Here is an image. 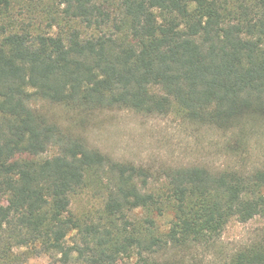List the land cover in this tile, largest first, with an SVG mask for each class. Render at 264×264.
<instances>
[{
    "label": "trees",
    "instance_id": "trees-1",
    "mask_svg": "<svg viewBox=\"0 0 264 264\" xmlns=\"http://www.w3.org/2000/svg\"><path fill=\"white\" fill-rule=\"evenodd\" d=\"M49 105L264 131V0H0V264H182L167 254L264 219V168L153 171ZM214 264H264V239Z\"/></svg>",
    "mask_w": 264,
    "mask_h": 264
},
{
    "label": "rangeland",
    "instance_id": "rangeland-1",
    "mask_svg": "<svg viewBox=\"0 0 264 264\" xmlns=\"http://www.w3.org/2000/svg\"><path fill=\"white\" fill-rule=\"evenodd\" d=\"M47 111L65 133L83 138L89 147L153 171L200 166L212 172L249 173L264 168V131L249 124L228 128L200 125L176 112L147 114L109 109L87 115L57 105L47 106ZM77 203L89 206L90 200L82 197ZM259 239H264L263 218L254 217L246 222L231 219L214 247L198 245L167 255L182 264L198 261L214 264ZM28 264H52V261L42 255L31 258ZM116 264L128 263L123 260Z\"/></svg>",
    "mask_w": 264,
    "mask_h": 264
}]
</instances>
